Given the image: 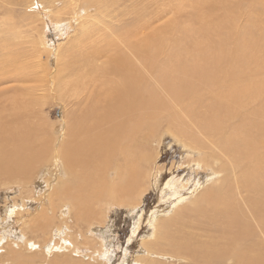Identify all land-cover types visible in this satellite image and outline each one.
<instances>
[{
	"label": "bare ground",
	"instance_id": "1",
	"mask_svg": "<svg viewBox=\"0 0 264 264\" xmlns=\"http://www.w3.org/2000/svg\"><path fill=\"white\" fill-rule=\"evenodd\" d=\"M4 1L0 188L17 189L14 208L40 209L14 221L19 232L22 214L4 211L0 264H83L85 253L109 264L106 239L93 247L85 234L110 207L139 206L166 137L206 177L187 197L191 177L165 183L175 205L149 217L133 264H264V0H42L33 15L43 21L42 9L56 35L80 19L44 61L33 42L44 46L43 29L14 24ZM48 94L63 106L56 124L38 113Z\"/></svg>",
	"mask_w": 264,
	"mask_h": 264
},
{
	"label": "rangeland",
	"instance_id": "2",
	"mask_svg": "<svg viewBox=\"0 0 264 264\" xmlns=\"http://www.w3.org/2000/svg\"><path fill=\"white\" fill-rule=\"evenodd\" d=\"M1 1L2 0H0V3ZM41 1L42 0H5L3 2V7H5L7 10L6 12L7 17H11L15 22L14 24L16 25L20 24L23 26L24 29L27 30H29V28L31 30V25L32 26L36 25L37 28L40 27L43 29L44 32L43 39L45 38L44 46L38 44L35 41L33 42L35 43V45H37V47L34 46L35 48L40 49V47H42V49L40 50H42L41 57L42 60L44 61L48 50H50L52 55L54 54L56 55L58 46L66 47V45L68 44L67 42L69 40L68 37L74 35L75 32L74 30L79 29L78 24L80 22V19L78 18L76 22L72 21L70 23L71 27L67 30L66 36L56 35L54 31V27L51 26V23L48 20V18L50 19V17L45 15L42 9H38L40 10L39 14L41 15L39 16V18H43V21L45 22H43L42 19L36 20L38 19V17L33 15V12L35 13L36 11L34 10L36 4L41 5L40 7H43ZM231 1L237 3L241 0H231ZM58 7L59 5L57 6V9H59ZM62 12L66 13V16L63 17L64 19L67 18L71 19L72 14L69 15L68 8L63 9ZM239 14L242 17V20L244 21L245 20L244 13L240 12ZM21 17L25 19H20L21 20L20 21L19 18ZM29 17L30 20H28ZM18 20L20 21V23ZM33 20L35 21V24L31 23ZM165 21L166 19H164L162 22L157 24L161 26L163 25L162 23H164ZM30 39H36L35 31L30 32ZM4 60L5 57L0 55V72H7L10 69V67L7 64L2 63L4 62ZM55 66H56L55 60H52L50 71H54L53 69L55 68ZM11 82H12V86H9V88L12 90L13 87L16 86L15 85L16 82L14 81ZM35 84L32 83V84H27L25 86H37V83ZM6 91L8 90L7 89L4 90L3 87H0V108L1 106L9 104V99L3 100V97L7 95ZM37 93L42 94V92L41 93L37 92ZM51 94L54 93L51 92ZM46 96H47L46 99H42V106L38 111V113L41 112V118H45L51 124L59 123V120H61L63 116V108H61L63 106H61V103L58 101V99L56 101L54 95L48 94ZM73 107L77 108L78 110L81 108L77 106H73ZM181 144L182 143H176L172 141L169 137H166L163 143L160 144L159 149L154 151V153L156 152L157 157L159 156L158 162L155 163V171L156 168H158L159 171L152 180L150 188L144 193L139 206H137L135 209L118 208L116 205H115L116 207L115 206L110 207L108 209V213H107L108 218L106 219L105 224L97 228L95 231H92L91 234L90 233L85 234V237H87L88 239L90 238L92 240L93 238L92 240L93 247H97L101 239H106V244H109L106 253L107 254L112 253L111 255L112 260L109 264H133L134 259L137 256L144 255V253L142 254L143 245L141 242H143L145 239H148L153 234V228L152 226H150L152 220L151 219L149 220V217H152L154 214L157 213L158 214L171 213L172 207L173 205H175L174 204L176 201L175 198H170L167 200L166 196L163 195V191L165 189L164 186L166 182H168V184H171L173 182H176V180L178 179L191 177L192 178L191 184L188 185L185 190H182L183 192H181V194L184 193V195H181L182 197L185 196L187 197V195H189L191 192H193V190H195L194 183H196L195 182L196 179L197 178L199 180L205 179L206 177L205 173L202 176L199 175V172H203L202 170H198L195 166L186 163L187 157L197 158V156L194 154V152L193 154L187 152L186 149L182 147ZM36 177L37 174L35 175V178ZM43 177L45 178V176ZM39 180L40 179L35 180L36 185H40V183L38 182ZM43 188H44V184L40 186V188H35L33 190L34 194L32 195V198L33 199L38 198L39 191H42ZM14 190L16 191L9 190L8 188H0V220L2 221L0 223V228L7 221V217L4 215V211L5 213H7L6 210L8 209H13L15 212L19 211L20 214H22V216H14L13 220H11L12 222L10 223L11 225H13L16 219L17 220L21 219L20 221L21 226L27 223V219L33 217L34 214L40 209L39 206L36 207V204L30 207L22 208L20 202H18V207L14 208L12 204L9 203V200L17 198L19 196L17 189L15 188ZM166 195L168 197V194ZM6 203H8L9 205H7ZM136 225L139 226L137 227ZM19 227H20L19 224L13 225L10 230L19 232L20 229ZM83 240L81 241L82 243L83 242L90 243L87 240L84 241ZM88 254L85 253L84 256H81L80 261L83 264H94L95 258L91 259L90 255ZM68 256L69 255H66V257Z\"/></svg>",
	"mask_w": 264,
	"mask_h": 264
}]
</instances>
